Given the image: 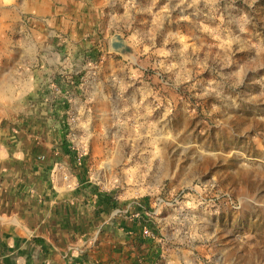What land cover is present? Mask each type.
<instances>
[{"label":"rangeland","instance_id":"rangeland-1","mask_svg":"<svg viewBox=\"0 0 264 264\" xmlns=\"http://www.w3.org/2000/svg\"><path fill=\"white\" fill-rule=\"evenodd\" d=\"M141 1L67 102L71 169L157 264H264V0Z\"/></svg>","mask_w":264,"mask_h":264},{"label":"crops","instance_id":"crops-1","mask_svg":"<svg viewBox=\"0 0 264 264\" xmlns=\"http://www.w3.org/2000/svg\"><path fill=\"white\" fill-rule=\"evenodd\" d=\"M141 4L0 0V91L15 102L0 126V264L158 263L155 244L117 227L106 192L58 151L81 70L112 49L118 28L138 25Z\"/></svg>","mask_w":264,"mask_h":264},{"label":"trees","instance_id":"trees-1","mask_svg":"<svg viewBox=\"0 0 264 264\" xmlns=\"http://www.w3.org/2000/svg\"><path fill=\"white\" fill-rule=\"evenodd\" d=\"M59 147V146H58ZM59 152H62L64 155H67L68 158L70 159V162H74V165H77L79 162H77L76 160V156H75V151L74 150H70L67 148V146H60L58 149ZM57 157V156H54ZM86 186H91V187H95L92 183H88L86 184ZM96 188V187H95ZM106 192V196H105V203H106V208L107 209H116L119 206H121L120 202L116 201L112 195L111 192L109 191H105ZM133 225H131L130 227H132Z\"/></svg>","mask_w":264,"mask_h":264},{"label":"built area","instance_id":"built-area-1","mask_svg":"<svg viewBox=\"0 0 264 264\" xmlns=\"http://www.w3.org/2000/svg\"><path fill=\"white\" fill-rule=\"evenodd\" d=\"M64 178H66V176H64Z\"/></svg>","mask_w":264,"mask_h":264}]
</instances>
